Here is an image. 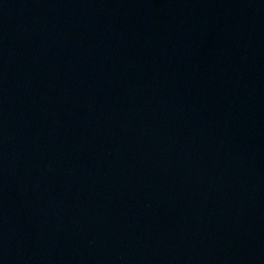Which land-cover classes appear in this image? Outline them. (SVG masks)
Listing matches in <instances>:
<instances>
[{
	"label": "water",
	"instance_id": "water-1",
	"mask_svg": "<svg viewBox=\"0 0 264 264\" xmlns=\"http://www.w3.org/2000/svg\"><path fill=\"white\" fill-rule=\"evenodd\" d=\"M0 264H264V0H0Z\"/></svg>",
	"mask_w": 264,
	"mask_h": 264
}]
</instances>
